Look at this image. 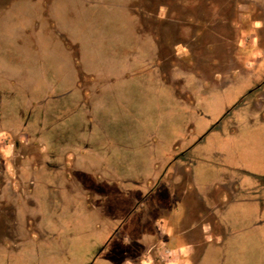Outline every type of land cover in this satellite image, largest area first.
I'll return each mask as SVG.
<instances>
[{"label":"rangeland","instance_id":"obj_1","mask_svg":"<svg viewBox=\"0 0 264 264\" xmlns=\"http://www.w3.org/2000/svg\"><path fill=\"white\" fill-rule=\"evenodd\" d=\"M119 1L51 0L45 6L37 0L0 13V71L16 77L25 69L29 83L42 81L33 88L35 99L44 96L37 94L41 89L49 94L43 125V104L37 109V102H29L34 108L22 132L28 149L21 174L32 182V204L19 206L17 250L1 247L0 264H121L128 254L126 240L137 245L141 236H150L158 210L171 206L170 183L206 200L229 182L236 183V199L215 215L222 234L231 236L207 244L193 264H264V87L253 96L254 104L244 98L240 108L224 116L264 76V0H135L143 25L161 40L169 32L175 35L178 26L170 18L199 20L201 34L189 44L192 58L185 66L206 77L219 72L217 87L229 77L251 73L207 92L186 74L180 95L174 92L160 106L166 113L155 118L150 131L139 125L143 117L134 114L141 112L139 103L131 107L127 97L129 102L120 107L126 113L113 117L114 128L120 129L86 132L87 143L77 142L76 150L70 140L79 129L76 121L68 117L61 128L56 123V115L67 117L73 103L67 95L59 100L57 89L72 87L68 98L74 99L79 72L95 85L121 77L127 62L133 72L128 78L146 76L136 69L148 46L134 45L125 52L115 46L116 35L125 29L116 18L122 11ZM84 22L99 29L84 30ZM15 44H29L27 58ZM126 82L103 84L99 100H111ZM13 92L0 114L5 119L17 114L22 101L20 88ZM14 117L20 127L24 121ZM173 149L189 150L184 170L171 176ZM31 252L37 254L34 261Z\"/></svg>","mask_w":264,"mask_h":264},{"label":"crops","instance_id":"obj_2","mask_svg":"<svg viewBox=\"0 0 264 264\" xmlns=\"http://www.w3.org/2000/svg\"><path fill=\"white\" fill-rule=\"evenodd\" d=\"M35 2L37 1L0 0V13L3 14V12L9 11L14 6H16V3H25L30 5L31 3ZM130 2L131 0H120L117 3L118 6L122 8V11L119 12V15L116 18L117 21L124 25L126 30L124 29L123 32H119L116 35L117 39L114 40L117 43L115 46H117L118 50L123 52L127 51L128 48L131 49L134 45L140 46L141 49L148 46V54L144 55L143 52V56L142 54L140 55L138 60L139 67L136 69L140 72L146 73V76H132L133 81L129 83L126 82L127 80L132 79V77H128L133 74V72L129 70L131 65L129 62H127L125 64L127 69L123 72L121 77L96 83V86L100 87V89L94 86L92 94H87V90L80 89L77 85V80H75V85L73 86V88L75 87V90H73L75 91L74 99H72V96L71 98H68L72 87L61 86L58 88L57 86L58 89L56 97L59 100H62L67 95V99H70L68 101L73 103V109L67 117L61 113H58L56 115V123H58V127L61 128L63 125L68 124L66 122L68 117H70L72 121H76V127H79V129L76 131L77 135L75 136L74 140L70 139L74 143L72 148H75L76 150H78V147H76L77 142L81 143V141H83L84 143H87L86 138H88V136L85 135L86 132L100 130L101 132L108 133L109 129H120V127L117 126L114 128V123L117 121L113 117L116 113H126L124 110H120V107H123L126 102H129L128 99H126L127 97L132 98V105H130L131 107L135 108V106L139 103L141 112H136L134 110V114L141 115L143 117L142 121L139 122V125L147 128V131H150L151 128H155V120L157 119V116L159 117L166 113L165 110L160 109V106L163 105L167 99L174 98L172 80H169L170 82L167 83V79L164 78L162 72L160 71V65L162 63H166V58L161 56L164 50L162 46L163 41L159 39L158 35H155V33L140 30L138 18L129 8ZM46 19L49 20V18ZM31 20H33V18ZM169 20L172 22V19ZM29 26H31V24H29ZM82 27L84 30H89L90 32L99 29L97 26H92L90 28V26L86 25V22L82 24ZM14 46L17 47L18 50H23L25 53L23 57H28V53L31 50L29 44L26 46L15 44ZM173 49L170 51V55L175 54V57L180 59L181 62L183 61L184 53H189V48L184 45L176 44L175 48ZM183 50H185V52ZM130 60L131 59L129 58L128 61ZM24 70L25 69L22 71L20 70L21 72H19V75L17 74L16 77L10 75L9 73L0 71V114L2 109L4 107L6 108L5 105L8 102L7 98H13L15 95L13 91H16L17 88H20V94L22 93V101L21 103L18 102L20 106L17 109V114L10 116L8 119H5L2 117V115H0V136L4 135L3 137H6V134L22 133L25 128L28 127L27 121L32 120L31 112L34 108V105L31 104L30 106V101L33 103L34 101L37 102L35 106L37 109H39L43 104L42 112H40V125H43L45 112L44 103L49 99L48 91L46 89H41V91H39L37 94H43L44 96L35 99L36 95L34 96L33 88L36 87V84L40 85L42 81L38 83L37 80V82L29 83L28 76L25 74ZM119 80L126 82L124 87H121L120 90H118L120 87L115 88V90L118 91L113 93L112 99L108 100L103 97V99L106 101L101 102L99 97L101 96L100 91L103 87V84L108 85L109 83H114ZM92 84L93 83L91 82V85ZM36 115L38 117L37 111ZM14 116L20 117L22 122L24 121L20 127L16 123ZM64 117L66 119H64ZM121 128L124 130V125ZM125 129L130 130L128 128ZM67 130L68 128L65 129V131ZM0 148L3 151H9L8 149L10 147L7 143L0 140ZM181 150L182 149H173L172 151L171 159L174 157L176 159L171 163V165L174 167V173H171V176L177 175L184 170L182 164L186 162L188 152L182 157H177V155L181 154ZM76 156H79V154L77 153ZM186 168L187 167H185V169ZM187 180L188 178L186 179L185 176L184 181ZM177 190H179V192H177ZM237 193L238 191L236 183L229 182L226 185L220 186L205 200L202 199L196 192L193 193V191H184V189L180 187L177 189L176 186L170 183L169 195L171 206L168 207L169 209L160 208L158 210L155 219L151 223L152 234L150 236L148 234L141 236V240H151L148 244H151L153 241H155V244L160 247L158 254L163 261H169L170 264H193L196 254L198 256L195 259L196 262L201 256L204 255L207 244L212 242L219 243L220 240H225L227 236H231L230 233L222 234V228L217 221L215 211L222 209L225 203L233 202L236 199ZM151 236L154 237L151 238ZM255 240H260V237L258 236L255 238ZM155 259L156 258L154 257V260Z\"/></svg>","mask_w":264,"mask_h":264},{"label":"flooded vegetation","instance_id":"obj_3","mask_svg":"<svg viewBox=\"0 0 264 264\" xmlns=\"http://www.w3.org/2000/svg\"><path fill=\"white\" fill-rule=\"evenodd\" d=\"M41 1H43V4L45 6H48L51 0ZM214 6L216 9V5H213V7ZM129 8L137 16L140 30L145 32L150 31L152 33H155L156 35L155 30H152L150 28L147 29L143 25V15L137 11L135 0H131ZM169 16L173 17L172 14H170ZM192 18L189 17L188 19H186V21L185 19H182V17L170 18L172 19V21H175L177 23L178 27H176V29L174 30L175 35H173L172 33L170 34L169 32L167 35V39L162 40V46L164 50L161 56L163 58H166V63H162L160 65V71L162 72L164 78L167 79V83L170 82L169 80H172V85L176 95H180V90L184 85L183 78L186 74L192 75V77L198 82V84L201 85L202 89L207 92L209 89H222L230 86L237 80L238 77L249 75L251 73H245L243 75H239L238 77H229L230 81L225 82L222 87H217L216 85L220 84V80L216 79V76L220 74L219 72L213 71L211 77H206L203 73L201 76L193 68L190 69V67L185 66V64L190 62V59L192 58L189 53L185 52V50H183L185 53L182 62L180 61V59L175 57V54L170 55V51L175 48L176 44L188 47L195 38L197 40L199 39L198 36L201 34V32H199V20L196 19L198 24H195V22L192 21ZM201 27L203 31L204 25H202ZM195 32L197 36L195 34L194 37ZM162 36L163 35H161V37ZM84 78V74L79 72L77 85L80 89L87 90V94H92L93 87L96 86V84H92V86L90 82L87 83V81H84ZM263 87L264 76L260 81L254 82L251 85L250 89L244 94V96L238 102H236V104H234L230 110L226 111L224 116L228 115L230 111L240 108L243 105L242 103L244 102V98L248 97V99L253 100V96H256L263 92ZM263 105L264 103L261 104V108ZM3 136H0V140L7 143L10 148L8 149L9 151H3L0 148V248L5 247L11 250H17L16 247L19 243L17 238V219L19 217L18 208L22 203L32 204L30 198V186H32V182H25L21 174L23 167H26L24 159L28 149L27 147H25L27 136L23 133L6 134L7 138ZM188 150L189 149L182 150V152H180L181 154L177 155V157H182L183 155H185V153L188 152ZM175 159V157L172 158L171 163L175 161ZM41 166L44 168V165ZM52 166L54 165L47 163L45 165V167H48L50 169L53 168ZM150 241L151 240H142V242H138L136 245V243L134 244L132 241L126 240V242L128 243V254L127 258L121 264H170L167 261H163L159 257L158 252L160 250V247L155 244V241H153L151 244H148ZM36 256L37 254L31 252L30 258L32 260H30L34 261ZM153 256L156 258L155 260ZM197 257L198 256L196 254L195 259ZM195 259L193 262H196Z\"/></svg>","mask_w":264,"mask_h":264}]
</instances>
